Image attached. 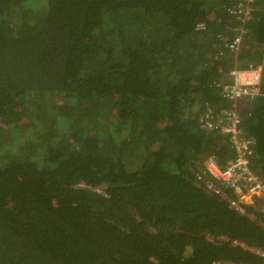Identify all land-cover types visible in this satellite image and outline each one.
Wrapping results in <instances>:
<instances>
[{
    "label": "trees",
    "instance_id": "trees-1",
    "mask_svg": "<svg viewBox=\"0 0 264 264\" xmlns=\"http://www.w3.org/2000/svg\"><path fill=\"white\" fill-rule=\"evenodd\" d=\"M244 3L0 0V264H264V214L207 189L237 154L201 121L235 113L264 180V0Z\"/></svg>",
    "mask_w": 264,
    "mask_h": 264
},
{
    "label": "built area",
    "instance_id": "built-area-1",
    "mask_svg": "<svg viewBox=\"0 0 264 264\" xmlns=\"http://www.w3.org/2000/svg\"><path fill=\"white\" fill-rule=\"evenodd\" d=\"M252 0H245L246 3L240 4L238 10L248 18L251 9ZM241 35L235 37L230 43L232 49L239 46ZM232 80L231 84L224 86V92L227 97L236 100L241 96H253L258 91L261 80V67L234 68L229 72ZM202 124L207 129L221 127L225 133L230 134V140L236 151L235 159L225 168H220L212 158H209L206 166V172L210 175L211 181L207 182V189L217 194H223L222 187L233 189L235 197L230 200V205L246 213L244 205H256L264 214V180L255 175L249 169V155L251 139L245 138L243 131L238 126V119L235 113H224V116L214 120L210 113H207L202 119ZM221 186H218L217 184ZM258 202V203H257ZM264 257L263 250H255ZM214 264H231L225 262H216Z\"/></svg>",
    "mask_w": 264,
    "mask_h": 264
},
{
    "label": "rangeland",
    "instance_id": "rangeland-1",
    "mask_svg": "<svg viewBox=\"0 0 264 264\" xmlns=\"http://www.w3.org/2000/svg\"><path fill=\"white\" fill-rule=\"evenodd\" d=\"M258 203V202H257ZM257 207H259V206H257Z\"/></svg>",
    "mask_w": 264,
    "mask_h": 264
}]
</instances>
